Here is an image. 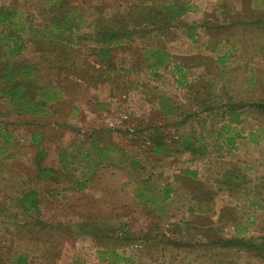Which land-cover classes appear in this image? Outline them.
<instances>
[{"label": "rangeland", "instance_id": "1", "mask_svg": "<svg viewBox=\"0 0 264 264\" xmlns=\"http://www.w3.org/2000/svg\"><path fill=\"white\" fill-rule=\"evenodd\" d=\"M115 1L121 4L117 8L108 7L111 0H100L101 5L97 0H71V7L84 14L82 24L53 41L49 21L60 10L58 6L48 7L45 0H0V9L18 11L16 21L24 29L0 24V38L10 35L23 44L20 55L10 56L0 41V56L35 66L37 82L61 86L63 99L54 105L53 115L32 117L16 113L9 98L0 94V148L4 151H0V210L5 212L0 214V264L9 263L18 253H28L31 264H111L101 259L102 251H107L108 258L114 251L130 260L121 264H160L156 261L161 256V264H264L254 252L214 243L219 237H264V115L248 120V135L230 146L226 133L218 136L220 130L226 131L222 129L225 109L214 100V93L206 94V83L212 79L219 94L253 95L264 101V61L257 68L258 88L241 87L249 73L235 68L222 71L215 59L220 48L213 55L197 53L195 46L187 44L191 41L183 40L185 29L180 26L177 41L158 36L162 30L171 31L162 15L165 2L180 0ZM125 4H131L128 13ZM151 7L158 19L143 24ZM127 15L131 25L125 23ZM101 16L114 19L118 30L129 25L131 31L124 42L109 45L118 71L98 62L96 49L105 46L95 40L94 22ZM147 45L175 51L174 64L163 68L161 76L147 68L143 55ZM175 65L180 67L177 73ZM222 74L229 80L227 88L221 86ZM178 80L181 87H176ZM159 81L162 91L155 88ZM189 83L193 85L188 87ZM158 102L174 106L176 112L166 114ZM212 103L215 109L206 110ZM2 126L12 134L10 144L5 142ZM253 127L256 131L251 135ZM33 129L44 133V166L60 170L61 151H85L95 138L101 147L114 143V158L93 170L92 182L84 190L76 188L71 171L38 180L32 177L36 169L29 166L39 150ZM189 134L195 139L204 136L201 144L211 148L212 159L190 163L185 152L169 155L153 150L159 137L172 143ZM223 147H259L257 168H245V160L237 155L223 158L232 155ZM82 165L80 160L78 166ZM238 175L243 179L235 180ZM31 189L39 194V211L24 214L17 209L16 198ZM166 189L170 194L164 199ZM259 189L258 195L253 192ZM86 222L95 223L98 238L79 231V224Z\"/></svg>", "mask_w": 264, "mask_h": 264}, {"label": "trees", "instance_id": "2", "mask_svg": "<svg viewBox=\"0 0 264 264\" xmlns=\"http://www.w3.org/2000/svg\"><path fill=\"white\" fill-rule=\"evenodd\" d=\"M53 6L60 9L58 11H54V16L51 17L49 28L50 36L52 38L50 40L56 41L61 40L60 35H63L66 32H71L81 26L82 21L81 18L84 14L78 13L76 9L71 7V0H53ZM174 6V5H173ZM170 6L166 9V14L169 16L175 14V16H180L185 8L173 7ZM150 12H154V9L150 10ZM18 15V11H15L11 7H4L0 9V24L7 23L11 28L16 27L18 30L22 29L21 23L16 21V16ZM114 19L108 20L101 17H96L95 19V40L100 46L99 49H96V54L99 57L100 65L107 67L109 71H118L115 63V55L113 54L114 50L109 47L110 44L121 43L124 42L123 37L130 36V30L128 29L129 25L123 27L122 30H118L114 26ZM147 25H150L147 24ZM134 33L137 32H149L143 30H135ZM14 38V37H13ZM10 35L4 36L0 38V41L4 42L5 47H8L10 56H18L23 51V44L21 43L19 38L13 39ZM12 40V41H11ZM126 40V39H125ZM12 42V43H11ZM16 62V63H15ZM163 60L160 56L157 57L156 61L153 64V67L162 66ZM37 69L35 66L29 63H22L12 59L3 60L0 56V79L4 83L0 86V94L9 98L10 108L14 110L18 114H28L32 117L34 116H49L54 114V105L56 103L61 102L62 99V89L61 86L58 85H42L39 84L36 80ZM193 84H188L192 86ZM213 103L208 105L206 110L213 108ZM216 106V105H215ZM251 106L255 107L259 112L264 113V101L252 103ZM240 107V106H239ZM236 109L235 105L230 106V111H234ZM166 114L169 112L165 111ZM230 122H239L235 121V119H231ZM29 123V122H28ZM224 131H219V136H223L224 133L229 131L228 126L223 125L222 127ZM3 136L5 138L6 144H9L12 135L7 132H3ZM44 133L42 131H36L33 129V142L34 145L38 147V153L35 160V169L36 175L35 177L38 180L48 181L53 179L58 172H67L71 171V176L74 178V184L78 190H84L91 182H92V172L94 169L100 167L104 161H111L114 158V151L116 149L113 147L114 143H110L109 146L103 145L102 147L99 145V139H92L88 145L87 150L74 151L70 148H66L65 150L59 153V163L61 169L58 170L54 167H47L42 164V162L46 159L47 153L43 148V142L41 141ZM204 140V136L200 135L199 138L195 139L192 135H185L179 138V140L174 141L172 143H164L163 140L158 138V142L153 143V150L158 154H175V153H184L190 152L195 155L204 156L207 152L202 148L205 145L201 144ZM226 141L230 146L234 145L235 139L231 135L226 137ZM84 147V146H82ZM1 156V154H0ZM113 157V158H112ZM83 161L82 166H78L79 161ZM133 165H136L132 162ZM76 166V167H74ZM74 167V168H72ZM74 173H73V171ZM170 194V190L166 189L164 191V199L168 198ZM38 192L34 189L25 190L18 198H16V206L17 209L21 210L22 213H32L39 211V197ZM150 199V198H149ZM151 201L153 199H150ZM0 214L4 215V210H0ZM95 223L86 222L79 224V231L82 233H88L94 238H98V230L97 227L94 226ZM107 237V233L104 234ZM163 236V235H162ZM149 236H147V239ZM146 239V240H147ZM158 240V239H156ZM155 240V242H156ZM162 243H165V238H162ZM170 242L167 241L166 244ZM214 243L222 248H236L238 250L251 252L262 258L264 260V237H250L244 238L240 236L236 237H219L214 240ZM111 256L108 258L107 251L101 252L102 260H109L111 264H121L122 261H130L124 258L122 255L111 252ZM7 264H31V259L28 253H18L17 255H13L10 259V262ZM132 264V263H130Z\"/></svg>", "mask_w": 264, "mask_h": 264}, {"label": "crops", "instance_id": "3", "mask_svg": "<svg viewBox=\"0 0 264 264\" xmlns=\"http://www.w3.org/2000/svg\"><path fill=\"white\" fill-rule=\"evenodd\" d=\"M52 1L53 0H45V3L48 7H55L53 6ZM111 2L108 4L109 8H117L121 5L115 0H111ZM100 3V0H97V4L101 5ZM130 5H127L129 8L126 4L125 6L123 5V9H129L127 13L131 10ZM170 6H182L185 8V11L180 16H175L173 13L169 16L166 14V9ZM164 7L165 15H162L166 24L171 26V31L166 32V29L162 30L161 33H158V36L165 37L166 40L177 41L180 38L177 28L178 26L182 27L185 29L183 40L186 42L187 40L191 41L187 44L189 46H195L194 48L197 49V53H217L220 48L221 53H219L215 59L219 61L221 70L230 71L235 68L237 72H247L249 74H246L245 79H243L239 86L247 89L258 88L260 83L258 79L259 77L256 75L258 72L257 68L260 66V61H264V0H180L179 2H165ZM152 9L153 8L151 7V10ZM158 15L159 14L156 12H150V15L143 24H149L156 21L158 19ZM125 23L131 25L132 20L129 15H127ZM123 38L125 41L126 36ZM113 54L115 55V52H113ZM174 54L175 51L173 49L168 50L164 47L152 45H147L143 51V55L145 56L147 62V68L152 71L154 75L159 73V76L162 75L163 68L170 66V64H174ZM158 56L162 58L164 64L159 67H153V64ZM232 62H234V65H231ZM177 66L178 65L172 67L176 73ZM178 69L180 70L179 66ZM220 77L222 79L225 78L222 80L221 86H225L227 88L229 83L228 78H226V75L224 76L223 74L220 75ZM161 82L162 81L155 82V88L157 87V91H162L163 84ZM180 85L181 81L178 80L176 82V87H181ZM206 86L209 89H207L206 94L214 93V100L225 109L222 112V117L224 121H226L224 125L228 126L229 129V131L226 132V137L229 135L235 136L236 138H233L236 140V144H239V140L248 135L245 131L247 128L245 126L247 121L254 119L255 115L257 117L264 115L263 113H258L255 107L250 106L252 103L259 102L256 100L258 98L253 95L251 97L246 96L243 98L241 96L232 95L233 93L227 94V91H223L219 94L217 92L220 91L219 89L214 91V89H217V84H215V81H212V79L211 82L206 83ZM166 96L171 97V95L168 94ZM148 100L149 99L145 98V101ZM161 103L162 102H158L160 110L163 109L169 112V114L176 112L173 108L174 106H165V104ZM215 105H213V108L209 109V111L215 109L217 106ZM231 105L236 106L234 111H230ZM248 107H250V111L246 110ZM233 118L235 121L239 122H230ZM1 128V132L3 134L5 130H3V126ZM254 131H256V129L253 127L250 134L253 135ZM10 143L11 140L9 144ZM202 148L207 152L204 156L185 152V156H189L190 158V163L196 162L197 160H208L207 157L210 156L209 153L212 152V150L210 147ZM221 148L222 147H215V149H213L216 150ZM224 148L230 151V154L232 155L223 158L230 160L233 155H237L238 158H243L245 160V168H250L251 166H256L257 168L259 147H223V149ZM0 151L4 153L2 148H0ZM209 158L212 159L211 157ZM29 166L35 169V160H33ZM35 175H32V177H35ZM233 177L234 176L230 177V179L233 180ZM235 177V180L237 181L242 178L239 177V175ZM253 192L258 195L260 189L254 190ZM172 231L173 230L171 229L170 234L169 231L167 234L171 235V233H173ZM155 243L157 244V240ZM156 247L158 248V245H156ZM161 247H163V245H161ZM162 259L163 256H161V259L156 262L161 264L163 263Z\"/></svg>", "mask_w": 264, "mask_h": 264}]
</instances>
